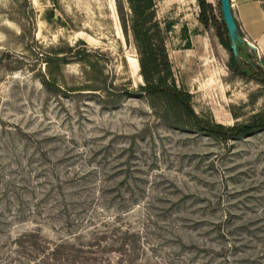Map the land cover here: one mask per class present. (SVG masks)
Wrapping results in <instances>:
<instances>
[{
  "label": "rangeland",
  "instance_id": "374dc122",
  "mask_svg": "<svg viewBox=\"0 0 264 264\" xmlns=\"http://www.w3.org/2000/svg\"><path fill=\"white\" fill-rule=\"evenodd\" d=\"M199 0H156L198 118L264 115ZM127 0H0V264H264V128L222 138L141 90ZM128 20V25L125 22ZM226 37V34H225ZM262 69V71H261Z\"/></svg>",
  "mask_w": 264,
  "mask_h": 264
},
{
  "label": "trees",
  "instance_id": "16d2710c",
  "mask_svg": "<svg viewBox=\"0 0 264 264\" xmlns=\"http://www.w3.org/2000/svg\"><path fill=\"white\" fill-rule=\"evenodd\" d=\"M127 2L131 16L128 19L130 22L129 25L126 18L125 22H127L126 24L134 35L140 53L141 74L145 80V85L141 87L142 91L153 95H165L171 98L176 106L181 107L184 114L188 113L194 119L199 130L207 131L216 136H222V138L247 136L264 128V115L256 117L247 124H236L228 128L222 124H213L210 121L199 119L191 105L190 95L182 89H179L173 83L174 79L171 82L173 72L165 44V34L156 15V0H127ZM199 4L202 8L200 19L207 26L211 20L213 21L212 13H209L211 12V7L206 0H199ZM218 32L222 43L231 50L228 31H225L226 37L220 27L218 28ZM247 46V43H238V56H234L231 50L234 60L233 67L240 74H246L248 71L256 73L257 66L255 64L247 65V69L242 64L241 57L246 56L247 52L245 51V47Z\"/></svg>",
  "mask_w": 264,
  "mask_h": 264
},
{
  "label": "crops",
  "instance_id": "0c3cea01",
  "mask_svg": "<svg viewBox=\"0 0 264 264\" xmlns=\"http://www.w3.org/2000/svg\"><path fill=\"white\" fill-rule=\"evenodd\" d=\"M244 37L264 54V0H231Z\"/></svg>",
  "mask_w": 264,
  "mask_h": 264
},
{
  "label": "water",
  "instance_id": "95a60500",
  "mask_svg": "<svg viewBox=\"0 0 264 264\" xmlns=\"http://www.w3.org/2000/svg\"><path fill=\"white\" fill-rule=\"evenodd\" d=\"M220 3L224 21L227 25L228 34L231 41V50L234 56L239 55L238 43H247V45L251 48L257 49L258 47L253 42L248 41L242 34L234 15L232 1L220 0Z\"/></svg>",
  "mask_w": 264,
  "mask_h": 264
}]
</instances>
